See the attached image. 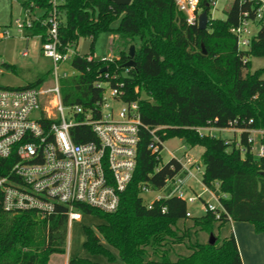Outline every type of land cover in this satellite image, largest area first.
Instances as JSON below:
<instances>
[{
	"label": "trees",
	"instance_id": "obj_1",
	"mask_svg": "<svg viewBox=\"0 0 264 264\" xmlns=\"http://www.w3.org/2000/svg\"><path fill=\"white\" fill-rule=\"evenodd\" d=\"M20 5L29 15L38 11L28 31L42 44L47 26L41 22L52 10L51 0H20ZM58 6L60 52L75 50L81 38L94 40L99 31H108L118 57L88 61L92 53L81 57L75 52L69 61L75 73L60 86L62 105L92 108L101 99L102 89L95 85L104 80L100 70L106 68L105 73L124 83L125 101L138 102L141 122L148 130L159 128L156 134L164 142L177 138L188 148L203 149L200 183L223 209L219 220L211 212L186 217L187 205L174 197L154 202L148 209L140 198L142 185L161 189L166 180L180 174L182 166L170 160L159 168V160L147 148L149 134L143 130L135 173L118 209L113 213L84 210L102 224L83 228V249L109 263L242 264L232 233L213 246L196 241L187 247L188 255L175 260L166 246L182 243L176 225L186 220L197 233H212L214 225L220 228L231 221L250 223L256 234L264 235V157L256 158L247 142L248 130H264V80L259 71L250 72V58L264 53V31H258L247 50H238L229 32L248 4L232 3L222 22L209 18L207 31L186 25L172 0H131L127 6L106 0H63ZM200 8L208 13L207 0H201ZM114 22L117 26L112 29ZM131 45L134 65L126 69ZM3 67L15 71L12 65ZM42 83V78L37 79L23 88ZM204 128L241 130L239 142L226 144L224 139L197 132ZM70 136L75 144L93 138L84 126L71 129ZM260 143L264 147V136ZM67 233L61 213L40 218L33 212L8 213L0 207V264H47L49 256L65 254ZM67 264L97 263L73 258Z\"/></svg>",
	"mask_w": 264,
	"mask_h": 264
},
{
	"label": "built area",
	"instance_id": "obj_2",
	"mask_svg": "<svg viewBox=\"0 0 264 264\" xmlns=\"http://www.w3.org/2000/svg\"><path fill=\"white\" fill-rule=\"evenodd\" d=\"M175 10L186 25L197 26L198 16L203 11L201 0H172ZM63 0H51L52 10L41 25L47 26L45 41L41 44L42 56L54 65L55 83L50 87L0 88V207L4 212H33L40 218L63 214L67 226L87 216L84 210L100 213H113L120 204L121 195L132 182L135 169L140 133L149 134L148 149L159 160L164 146L156 134L159 128L149 129L140 119L137 101H125L124 83L117 77L103 72L104 80L97 82L102 96L92 108L62 105L58 85V64L67 63L75 54L72 48L59 51L58 11ZM239 5L248 4L238 19V24L229 32L236 39L238 50H246L252 39L249 38V24L264 31V0H233ZM216 0H207L209 12L215 8ZM28 11L23 20H16L20 32L32 27ZM25 55V54H24ZM94 57H88L92 60ZM109 60L103 59L102 61ZM73 70V74H74ZM66 75L64 74L63 77ZM111 81L114 85H111ZM70 112L68 121L64 119L63 109ZM251 123V121H249ZM77 126L86 127L92 140L75 144L70 130ZM210 135V132L229 131L240 134L241 130L197 129V132ZM247 142L256 158L264 157V147L260 139L264 130H248ZM258 143L254 145V137ZM229 144V141H225ZM173 157V156H172ZM180 174L166 180L163 188L152 190L142 185V194H157L154 202L177 198L186 205L203 202V212H211L219 220L223 212L218 199L205 188L193 195L188 180L194 178V160L186 153L184 161L177 160ZM196 168H199L196 166ZM159 169H156L158 171ZM208 194L215 205L204 201L202 194ZM165 208H162L163 213ZM186 217H191L187 211ZM89 216V215H88ZM231 223V221H228Z\"/></svg>",
	"mask_w": 264,
	"mask_h": 264
},
{
	"label": "rangeland",
	"instance_id": "obj_3",
	"mask_svg": "<svg viewBox=\"0 0 264 264\" xmlns=\"http://www.w3.org/2000/svg\"><path fill=\"white\" fill-rule=\"evenodd\" d=\"M233 3V0H216L215 8L209 12V18L211 20L224 21L225 12L229 6ZM12 14L11 23L0 24V88H22L29 84L34 83L37 79H43V87H50L55 83L54 78V65L53 63L42 56L41 40L38 37L30 36L27 29H22L20 32L15 25L16 20H23L24 11L20 5V0H12ZM38 11H32L31 18L38 16ZM111 26L114 29L117 26V22H114ZM250 39L255 38L259 28L254 24H249ZM28 36V37H26ZM113 36L108 31H102L97 33L94 40L91 38H81L76 44L75 51L79 56H84L92 53L94 59L97 61L103 59H117L115 52V44L111 45ZM248 49V48H247ZM246 49V50H247ZM25 54V55H24ZM113 59V60H114ZM128 62V61H127ZM3 64L12 65L15 67L14 72L4 69ZM58 66V85H62L66 78L72 77L73 70L70 67V62L60 63ZM260 72V77L264 80V53L261 56L250 58V72ZM64 74L66 75L65 77ZM126 72L122 73L124 77ZM140 98H144L143 94L139 95ZM64 119L66 121L70 118V112L67 108L63 109ZM204 132L205 131H201ZM210 135L219 137L229 142H239V134L233 132H210ZM258 143V138L254 137V145ZM164 149L160 152L159 168L166 165L173 157L177 160L184 161V154L186 153L191 157L195 164L192 168V174L194 178L188 180L187 184L192 190L193 195H198L203 192V187L200 183L201 176L203 174V166L200 162V156L203 152L201 147L188 148L185 144L177 139H169L164 142ZM173 156V157H172ZM198 166L199 168H196ZM157 194H142L140 196L143 200V204H150ZM204 201L211 202L215 205L216 202L212 201L208 194H202ZM203 202L200 200L187 205V211L191 214L192 218L200 217L204 215ZM102 224L97 216L87 215L81 217L79 221H73L67 226V237L65 242V254H53L49 256L47 264H64L65 260L79 258L87 259L97 264H120L116 262L109 263L106 258L99 255H90L83 249L84 235L83 228H92ZM235 223H227L220 228L214 225L213 235L217 239H224L231 233V227L235 226ZM249 226L250 224L245 223ZM177 235L183 237L181 244L172 245L168 242L166 248H168L169 257L175 260L176 257L186 256L189 254L187 247L194 244L196 241L206 244L208 234L195 232L192 228V223L189 220L185 222H178L176 225ZM257 236V235H256ZM263 236V235H262ZM245 237L246 239L243 247L241 246V253H243V264H264V237ZM241 244V243H240ZM116 256V252L111 250Z\"/></svg>",
	"mask_w": 264,
	"mask_h": 264
},
{
	"label": "crops",
	"instance_id": "obj_4",
	"mask_svg": "<svg viewBox=\"0 0 264 264\" xmlns=\"http://www.w3.org/2000/svg\"><path fill=\"white\" fill-rule=\"evenodd\" d=\"M12 5H13L12 0H0V24L4 25L7 22L11 23L10 18H11L12 8H13ZM30 36H31V33H30ZM33 37H37V36H33ZM234 225H235L234 227L233 226L231 227V233L234 235L239 255H241L240 256L241 263L243 264L244 255H242L243 253H241V250H242L241 246L243 247V244L245 242L244 239H246L245 237H248V238L249 237H261L263 234H256L254 232V228L252 225L247 226L245 225V223H235ZM262 237H264V235ZM64 264H67V259L65 260Z\"/></svg>",
	"mask_w": 264,
	"mask_h": 264
},
{
	"label": "water",
	"instance_id": "obj_5",
	"mask_svg": "<svg viewBox=\"0 0 264 264\" xmlns=\"http://www.w3.org/2000/svg\"><path fill=\"white\" fill-rule=\"evenodd\" d=\"M116 6H127L129 5L131 0H106ZM207 23H208V17H207V11L203 10L199 16H198V22H197V28H199V30H204L207 31ZM134 52H135V48L134 45L129 46L128 51H127V58H128V62L124 65V68L126 69H130L133 67L134 63H133V56H134ZM106 71V68H102L100 70V73H103ZM207 241L206 244L209 246H213L216 241L217 238L213 235V233H209L208 234Z\"/></svg>",
	"mask_w": 264,
	"mask_h": 264
}]
</instances>
